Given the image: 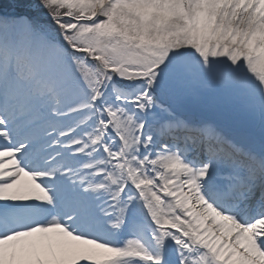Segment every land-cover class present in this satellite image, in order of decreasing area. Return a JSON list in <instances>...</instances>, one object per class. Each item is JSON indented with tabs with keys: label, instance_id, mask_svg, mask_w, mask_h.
Returning a JSON list of instances; mask_svg holds the SVG:
<instances>
[{
	"label": "snow or ice",
	"instance_id": "1",
	"mask_svg": "<svg viewBox=\"0 0 264 264\" xmlns=\"http://www.w3.org/2000/svg\"><path fill=\"white\" fill-rule=\"evenodd\" d=\"M0 264H264V0H0Z\"/></svg>",
	"mask_w": 264,
	"mask_h": 264
}]
</instances>
